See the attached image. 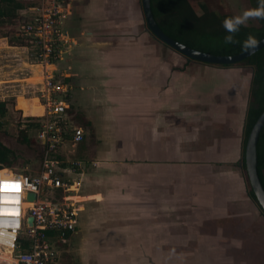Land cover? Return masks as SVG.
Here are the masks:
<instances>
[{
  "label": "crops",
  "instance_id": "1",
  "mask_svg": "<svg viewBox=\"0 0 264 264\" xmlns=\"http://www.w3.org/2000/svg\"><path fill=\"white\" fill-rule=\"evenodd\" d=\"M18 1L20 15L38 4ZM65 2L72 43L57 67L70 79L69 108L90 125L81 126V155L62 150L81 162L64 175L77 184L71 197L81 210L54 264H251L250 243L220 222L249 199L234 166L242 155L234 117L248 106L252 75L162 48L145 28L141 0ZM0 43L29 60L16 80L42 77L25 47ZM10 68L0 74V95L27 101L13 94L19 66Z\"/></svg>",
  "mask_w": 264,
  "mask_h": 264
},
{
  "label": "built area",
  "instance_id": "2",
  "mask_svg": "<svg viewBox=\"0 0 264 264\" xmlns=\"http://www.w3.org/2000/svg\"><path fill=\"white\" fill-rule=\"evenodd\" d=\"M34 13L21 15L17 36L27 40L33 52L29 57L41 67V87L37 100L43 109L36 115L38 141L43 148L42 162L34 174L25 170L1 169L0 186L19 185V191H0V264H54L60 245H67L76 230L81 210L71 193L77 184L64 177L81 162L59 158L64 146H78L85 139L83 127L68 113L69 87L57 72L65 46L72 43L64 20L70 10L65 0H38ZM29 53V52H28ZM66 164L67 166H63ZM62 190L61 198L51 190L48 201L42 199L48 189ZM30 194L35 199H29Z\"/></svg>",
  "mask_w": 264,
  "mask_h": 264
},
{
  "label": "trees",
  "instance_id": "3",
  "mask_svg": "<svg viewBox=\"0 0 264 264\" xmlns=\"http://www.w3.org/2000/svg\"><path fill=\"white\" fill-rule=\"evenodd\" d=\"M151 4L152 12L158 25L168 36L186 46L205 53L222 56L236 55L249 49L244 46L249 36L254 37L257 43L264 39V18L255 17L258 26L241 25L239 31L231 34L233 40L228 43L225 37L230 35V33L225 30L223 22L228 18L234 17L232 14H219L212 11L205 4H201L200 0H151ZM250 4L253 9L264 6L261 5V0H250ZM22 7L23 4L18 0H0V38H6L8 44L12 47H27L29 45L26 39L12 35V33L17 31L15 27L19 25L21 19V15L17 11ZM145 28L148 29L146 22ZM148 32L157 42L171 48L157 39L149 30ZM187 60L193 61L188 58ZM209 65L221 68H250L252 71L249 101L243 125L242 155L240 161L236 164V166H239V163H242L240 168L247 177L245 165L246 144L256 121L264 112V47L237 64ZM63 80L66 82L70 79L64 78ZM9 104L15 105V98L0 100V118L6 117ZM68 112L74 113L73 121L76 125H90L89 122L83 120L79 112H74L73 107L69 108ZM25 119L29 122L25 123V125L23 123L21 126L19 121L15 137L19 144L35 151L36 156L33 161L38 162L40 166L44 150L37 138L39 123L33 117H26ZM1 128L2 121L0 122V132ZM31 130L36 132V136L30 134ZM78 146L81 149L82 143ZM257 155L258 174L264 187V126L258 141ZM59 156V158L64 159V156ZM33 161L23 158L22 154H19L5 138H0V170L4 168L23 170L29 165L31 167ZM63 166L67 165L63 164ZM30 167L26 169L25 174L32 175L35 173L31 171ZM248 186L249 197L264 214V210L260 206L253 189L250 184ZM55 194L56 198H61L62 190L58 189Z\"/></svg>",
  "mask_w": 264,
  "mask_h": 264
},
{
  "label": "rangeland",
  "instance_id": "4",
  "mask_svg": "<svg viewBox=\"0 0 264 264\" xmlns=\"http://www.w3.org/2000/svg\"><path fill=\"white\" fill-rule=\"evenodd\" d=\"M24 4L26 3H32V0H21ZM201 4H205V6L212 10L215 11L219 14H232L234 17L236 16H241L243 15L244 12L248 10H253L250 4V0H200ZM27 16V15H26ZM29 17V16H27ZM20 23V22H19ZM246 26H258V22L256 21L255 17L249 18L246 23L244 24ZM16 33H12V35H17L18 32V26L15 27ZM14 32V31H13ZM2 39V38H0ZM158 45H160L162 48H165L170 51H174L173 49H170L167 46H164L160 42H157ZM1 45V43H0ZM29 53L28 56L33 52V48L29 47ZM26 52V51H25ZM0 74L6 71L5 68H10V69H16L15 73L10 74L11 78H15V82L12 85H15L16 87H13L14 89L13 94L19 95L22 91L24 92L25 99L27 97V101L19 102L17 101L16 104H9L8 112L5 118H0V122L2 121V128L0 132V138H5L11 146L19 153L22 154L23 158L26 159H31L32 161L34 160V157L36 156V153L34 150L27 148L26 146L19 144V142L16 140V135L18 131V123L19 121L22 124L25 123L27 124L29 121H27L25 118L26 117H33L36 121L38 117L36 115L41 114L43 109H37L33 104L34 101L37 100V96L39 97L38 92H34V94H28L26 93L27 90L30 89H39L41 86L40 85H33L32 82L34 81H40L41 77L39 78H33L28 81L32 87H29L30 85L27 82H23L21 80H16L22 78V71L24 70V67L27 68L25 64H23V61L26 60L29 63V60H27L25 57L21 56H16L12 53V50L5 49L1 50L0 49ZM14 55V56H13ZM180 55V54H179ZM182 58L186 59L187 58L184 55H180ZM22 59H21V58ZM31 63H35V60L32 61L30 59ZM196 65L198 66H203L202 63L197 62ZM38 68V66L36 67ZM215 68V67H212ZM216 68H221V67H216ZM23 69V70H22ZM40 69V68H39ZM244 71V75H246L248 78L251 77L252 71L250 68H242ZM221 74V72H220ZM57 76L61 79L63 77H60V73L57 72ZM225 77V76H219ZM247 84V80L245 81ZM28 85V87H23L22 85ZM246 87V86H245ZM246 89V88H245ZM9 90V89H6ZM247 90L243 91V94H246ZM15 96V95H13ZM36 96V97H34ZM65 99L68 102V98L64 96ZM6 98V97H5ZM249 99V98H248ZM0 100H4L3 95H0ZM69 104V102H68ZM40 106V105H39ZM247 107H241L239 109V112L235 114V127L237 132H241L243 134V125H244V119L246 115ZM24 118V119H23ZM22 120V121H21ZM85 130V128H84ZM31 135L36 136V132L31 130L30 131ZM243 137V136H242ZM64 152H66L68 155H71L72 153H79L81 155L82 151L80 149V146H64L62 148ZM71 152V153H70ZM81 160V159H79ZM237 163H235L234 166H236ZM242 163H239V166H241ZM39 163L38 162H32V166L30 165L27 167L31 169L32 172H35L39 169ZM23 169L26 171V169ZM15 169V168H14ZM235 170L240 174L242 181L244 182L246 186V196H248V201L240 202V203H235V205L231 208V211L234 212L235 217L232 220H229L228 222H220V225L226 230V233L229 235L231 233H228L227 231H234V234L236 237H240L239 239L242 240L244 243H250V251L248 250V254H244L245 257L249 259L248 256L250 257V262L251 264H264V214L262 213L261 209L258 207V205L249 197L248 194V189H249V179L248 175L242 173L241 168L235 167ZM2 173V172H0ZM251 186V185H250ZM51 190L54 192L57 190L55 189H48L47 193L45 196L42 197L43 200L48 201L50 198ZM236 257H241L243 254H234Z\"/></svg>",
  "mask_w": 264,
  "mask_h": 264
},
{
  "label": "water",
  "instance_id": "5",
  "mask_svg": "<svg viewBox=\"0 0 264 264\" xmlns=\"http://www.w3.org/2000/svg\"><path fill=\"white\" fill-rule=\"evenodd\" d=\"M142 1V9L144 13V19L147 23L148 30L160 41L164 42L172 49L177 51L178 53L184 55L188 59L193 61L205 63V64H212V65H230V64H237L252 54L260 50L264 47V39L256 43L254 47L249 48L248 50L230 56H222V55H214L210 53H205L189 46H186L175 39L168 36L158 25L153 12H152V4L151 0H141ZM264 126V112L256 121L246 144L245 149V165L246 171L248 175V179L253 189L256 198L264 210V187L261 183L259 174H258V155H257V147L258 141L260 137L261 130ZM29 199H35L34 194H30Z\"/></svg>",
  "mask_w": 264,
  "mask_h": 264
},
{
  "label": "clouds",
  "instance_id": "6",
  "mask_svg": "<svg viewBox=\"0 0 264 264\" xmlns=\"http://www.w3.org/2000/svg\"><path fill=\"white\" fill-rule=\"evenodd\" d=\"M261 5H264V0H261ZM259 17L264 18V6L258 7L257 9L248 10L243 13L241 16H236L232 18H228L223 22V26L225 30L230 33V35L225 37L226 42L231 43L233 40V36L231 34L239 31V27L246 23L249 18ZM257 41L254 37L249 36L245 41L244 46L251 48L256 45Z\"/></svg>",
  "mask_w": 264,
  "mask_h": 264
},
{
  "label": "snow or ice",
  "instance_id": "7",
  "mask_svg": "<svg viewBox=\"0 0 264 264\" xmlns=\"http://www.w3.org/2000/svg\"><path fill=\"white\" fill-rule=\"evenodd\" d=\"M4 190H15V191H19V185H11V186H0V191H4Z\"/></svg>",
  "mask_w": 264,
  "mask_h": 264
},
{
  "label": "bare ground",
  "instance_id": "8",
  "mask_svg": "<svg viewBox=\"0 0 264 264\" xmlns=\"http://www.w3.org/2000/svg\"><path fill=\"white\" fill-rule=\"evenodd\" d=\"M3 173V172H2Z\"/></svg>",
  "mask_w": 264,
  "mask_h": 264
}]
</instances>
